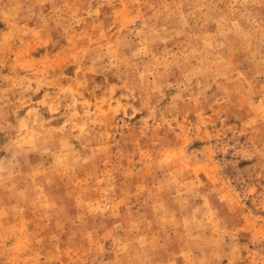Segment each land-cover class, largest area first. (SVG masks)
<instances>
[{
    "label": "rangeland",
    "instance_id": "374dc122",
    "mask_svg": "<svg viewBox=\"0 0 264 264\" xmlns=\"http://www.w3.org/2000/svg\"><path fill=\"white\" fill-rule=\"evenodd\" d=\"M0 264H264V0H0Z\"/></svg>",
    "mask_w": 264,
    "mask_h": 264
}]
</instances>
